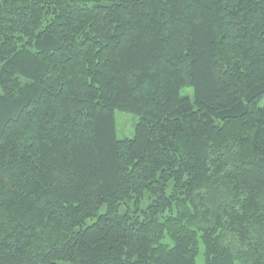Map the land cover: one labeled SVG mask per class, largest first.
<instances>
[{"label": "trees", "instance_id": "trees-1", "mask_svg": "<svg viewBox=\"0 0 264 264\" xmlns=\"http://www.w3.org/2000/svg\"><path fill=\"white\" fill-rule=\"evenodd\" d=\"M263 97L264 0H0V264H264Z\"/></svg>", "mask_w": 264, "mask_h": 264}, {"label": "rangeland", "instance_id": "rangeland-1", "mask_svg": "<svg viewBox=\"0 0 264 264\" xmlns=\"http://www.w3.org/2000/svg\"><path fill=\"white\" fill-rule=\"evenodd\" d=\"M181 95L192 96V90L190 88L181 90ZM259 108H264V97L257 103ZM138 122V118L135 115L129 113L115 111L114 112V124L115 135L117 140L133 139L135 135V126ZM102 211V210H101ZM89 223V222H88ZM203 259L201 253L197 258V264H202Z\"/></svg>", "mask_w": 264, "mask_h": 264}]
</instances>
